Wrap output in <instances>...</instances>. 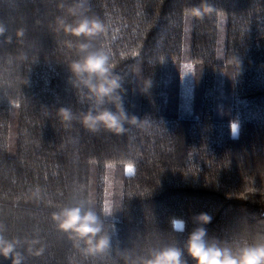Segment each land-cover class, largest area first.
Wrapping results in <instances>:
<instances>
[{
	"label": "trees",
	"instance_id": "16d2710c",
	"mask_svg": "<svg viewBox=\"0 0 264 264\" xmlns=\"http://www.w3.org/2000/svg\"><path fill=\"white\" fill-rule=\"evenodd\" d=\"M72 3L0 0V235L21 264H135L184 249L201 213L207 238L228 246L264 233V0H89L106 27L89 50L111 52L138 120L120 135L79 122L93 102L68 66L84 41L56 27ZM81 201L111 238L103 255L82 254L52 220Z\"/></svg>",
	"mask_w": 264,
	"mask_h": 264
},
{
	"label": "clouds",
	"instance_id": "9594fccd",
	"mask_svg": "<svg viewBox=\"0 0 264 264\" xmlns=\"http://www.w3.org/2000/svg\"><path fill=\"white\" fill-rule=\"evenodd\" d=\"M74 19L71 23L63 17L56 18L57 30L75 37L78 50L83 54L72 61L69 66L73 86L84 93L93 102V106L79 117L80 124L89 132L97 133L101 130L113 135L125 132L126 123H138L136 117H129L126 113L120 95L122 89L121 77L114 72L112 54L104 47L90 51L92 47L87 41L103 35L106 31L104 23L91 12L89 0H73L67 9ZM193 15L199 16L200 9H190ZM3 28L0 27V33ZM69 45L72 41H67ZM181 79L185 76L181 74ZM151 86L146 81L145 91ZM111 104L113 107H104ZM114 109V110H113ZM62 120H71L72 113L68 109H61ZM235 133L236 125H232ZM127 167L133 169L129 162ZM126 171L131 173L130 171ZM197 227L189 234L186 246L181 249L174 244L152 249L146 256L140 257L135 264H186L185 251L194 264H264V233L253 240L232 247L221 243L215 238H207V225L211 217L201 213L194 217ZM52 220L57 229L74 241L82 254L86 256L103 255L111 250V238L103 231V224L97 213L85 206L83 201L73 205L61 207L53 212ZM185 222L173 220L174 231L183 232ZM17 241L7 240L0 235V256L11 258L12 264H21L18 253L15 252ZM125 264H131V258L125 259Z\"/></svg>",
	"mask_w": 264,
	"mask_h": 264
}]
</instances>
